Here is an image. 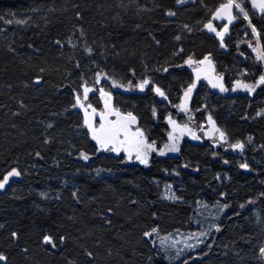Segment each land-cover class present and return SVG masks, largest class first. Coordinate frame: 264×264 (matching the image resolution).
I'll return each instance as SVG.
<instances>
[{
	"label": "trees",
	"instance_id": "16d2710c",
	"mask_svg": "<svg viewBox=\"0 0 264 264\" xmlns=\"http://www.w3.org/2000/svg\"><path fill=\"white\" fill-rule=\"evenodd\" d=\"M225 3L0 0V180L12 169L23 179L0 192V264H264V84L232 90L264 73L251 49L254 27L264 52V14L245 0L249 20L237 19L221 44L205 26ZM206 57L227 91L196 80L187 61ZM98 75L127 88L112 92L113 106L135 109L157 148L194 82L191 112L210 116L227 141L185 140L147 166L100 152L77 106L79 96L83 109H102L98 89L84 99ZM237 142L242 151L230 147ZM174 167L182 186L176 201H162L152 180ZM97 169L113 176L98 179ZM219 203L227 213L197 253L170 263L157 251L153 233L185 232L199 204Z\"/></svg>",
	"mask_w": 264,
	"mask_h": 264
},
{
	"label": "rangeland",
	"instance_id": "374dc122",
	"mask_svg": "<svg viewBox=\"0 0 264 264\" xmlns=\"http://www.w3.org/2000/svg\"><path fill=\"white\" fill-rule=\"evenodd\" d=\"M244 1L245 0H236V2L241 3V6L247 12L246 7L244 5ZM225 2L227 3L228 0H225ZM232 12H233V15L236 17L232 21V23L229 24L227 19H215L214 20L213 19L214 15H213L212 20L210 22L213 24L215 31H209L205 27V29L209 33L213 34L221 44L223 43L224 38H226L229 35V28L234 24V22L237 19H241V18L244 19L243 13L238 12L235 8H233ZM245 20H249V18L245 19ZM225 25H227V31H224ZM217 32L223 33L222 39H221V37L217 36V34H216ZM252 37H254V39H255V44L251 49H252L256 59L262 63L263 69H264V60L257 58L258 55L261 53V50H262L260 38L258 37L257 34H253V32H252ZM191 69L195 75L196 80H197V70H199L200 78H199V80H197L199 82L201 81V78L205 73L210 72V73L214 74L216 76V78L218 79L219 83L222 84L221 79L215 73L214 68H213V66L209 60H204V63L194 62L191 64ZM242 75L244 76L245 74H242ZM263 75H264V73H263ZM238 76H240V74H238ZM243 78L244 77L241 78L243 81L246 80L245 78L244 79ZM101 81L103 84H101L102 86L100 87ZM243 81L241 83L246 84V82H243ZM97 85H99L100 88H98ZM97 85L91 86L90 88H92L93 91L89 92L88 94L95 92L96 89L99 90L98 93H99V99L102 102V109L99 111H95V114H94L93 109L85 108V109H87L88 119L93 124L94 127H99V124L101 122L100 121V114L101 113L106 115V120L115 121L117 119L116 115H114V114L109 115L108 114L110 111L111 112L117 111L113 106L111 95H112V92L115 90L125 91L122 87H113L112 83L109 81V79L107 80V79H104L102 77H100V81ZM100 89H103L107 95L102 96ZM241 90L245 91L243 88H241ZM139 91H141V90L139 89ZM109 97H110V99H109ZM191 97H192V92L190 94V97L186 101L187 111H180L178 109V118L172 119L176 122L177 125H180L181 127H183L184 125H187L190 132L186 131L184 134H181L179 130H176L174 132L173 126L169 124V122H168L169 119H168L167 124H168V128H169V132H168L167 137H166L167 140L163 141V142L160 140L162 146H160L159 148H157L155 145L157 151H151L148 153V161H149V158L151 157V155H153V154H156L160 158L169 157V156H176L179 152L180 146L182 145L183 141H185V140H189L190 142H193V143H201L204 139H211V140L215 141L214 146H217L219 143L224 142V141L219 140V134L218 133H214L211 137H208L206 135L207 131L210 128H212V125L209 124L208 117L205 120L204 118L198 117L191 112V108H190ZM182 100H184V95L182 97ZM182 100H181V102H182ZM106 102L108 104V108H106ZM77 106L83 112L84 124H85V109H83L81 107V104H79ZM134 111H135V109H133L132 112L135 113ZM194 111H195V113L198 112L197 109H195ZM132 112L128 111L125 114L120 113V115L122 117L128 116V114H131L132 116H134L132 114ZM190 117H191V119H190ZM137 121L138 120L136 118L135 122L132 123V125H131V130L133 132H135V130L137 129ZM85 127H86V129H87V131L90 134V137L92 139V134L89 132L88 127L86 125H85ZM169 133H173L174 136L178 137V144H177L178 151L171 152V151L165 150L164 155H160L159 150L164 149V146L166 144L172 143V141L169 140ZM191 133L195 134V136H196L195 139H193ZM92 141L95 145H97L100 152L110 153V154H114V155L115 154L116 155H124L125 159L129 162V164L145 166L144 164H141L139 161H137L135 159V153H133L132 159L129 160L127 157V154L124 151H120V153L117 154L116 152H113L110 150H104L96 143L95 140L92 139ZM94 173L98 179L113 176L112 173H110L108 171L101 170V169H97ZM152 182L154 184L155 192H156V195L158 196V198L162 201H169L170 202V201H176L177 200V197L175 194V189L182 186L183 180H182V175L180 174L178 169H176L174 167L170 171L161 170L160 175L157 176L156 178H154L152 180ZM226 213H227V208L224 204L219 203V204H215L214 206L199 204L197 207V210L194 214V217L192 219V228L191 229H189L185 232H170V233L163 232V231H157V232L153 233V235H151L152 239H154L153 242L155 244L157 251H159V253L162 256H164L168 260V262H170V263H177L178 261L182 260L183 258H185L187 256L194 255L195 253H197L202 247H204L209 242L212 235L217 230L219 224L222 222L223 218L225 217Z\"/></svg>",
	"mask_w": 264,
	"mask_h": 264
},
{
	"label": "snow or ice",
	"instance_id": "6c2138e0",
	"mask_svg": "<svg viewBox=\"0 0 264 264\" xmlns=\"http://www.w3.org/2000/svg\"><path fill=\"white\" fill-rule=\"evenodd\" d=\"M178 2H183V0H178ZM252 6L253 8L259 9V11L264 14V0H252ZM233 8H235L238 12L243 13L244 19H248V13L245 11V9L241 6V3L236 2V0H228L227 3L221 4V6L216 10L213 19H227L228 23H232V21L236 18L233 15ZM168 15H174V13L169 12ZM17 23H22V21H17ZM251 26V25H250ZM209 31H215V28L213 27V24L210 22L205 26ZM224 31H227V25L224 26ZM253 34L256 33V29L252 28ZM217 36L223 38V33L217 32ZM258 35V34H257ZM179 39V37H177ZM223 46V45H222ZM90 51V49L88 50ZM258 59L264 60V52H261L258 57ZM207 60V57L205 58ZM187 63L192 64L193 61L191 58L187 61ZM200 63H204V61H200ZM166 70V69H165ZM199 70H197V80H199ZM207 78V77H206ZM107 79V77H105ZM100 77L97 76L96 83H99ZM39 83V81H37ZM150 81L148 79H143L140 83L136 85L141 91L145 89L147 85H149ZM209 83L212 84V87H219L221 92L227 91L223 84H217L213 83L211 80H209ZM264 84V75L260 76L259 81L256 82V85L251 84H243L241 82H237L236 87H234L232 90L236 91L237 88H243L249 92L254 91L255 87L258 85ZM113 87H122L123 85L117 83L116 81L112 82ZM129 87L131 86V81L129 82ZM196 87L195 82L192 83L187 90L184 93V100H182L181 104L178 105V109L180 111H187L186 108V101L190 97V94L192 90ZM127 90V88L125 89ZM93 91L92 88L85 86L84 87V99L88 98V93ZM155 91L158 95L164 97L167 99L166 96H164V93L159 89L156 88ZM101 95H107L103 89H100ZM110 99V97H109ZM81 104L80 97H77V105ZM90 107V105H89ZM106 108H108V104L106 102ZM93 113L95 114V109H93ZM109 115H116L117 119L115 121L106 120V115L101 113L100 114V124L99 127H94L93 124L88 119V113L87 109H85V125L88 127L89 132L92 134V139L96 141V143L104 150H110L113 152H116L117 154L120 153V151H124L127 154V157L129 160L132 159L133 153H135V159L139 161L141 164H144L147 166L148 164V153L151 151H157L154 143H147L144 139V133L140 129H136L135 132L131 130L132 123L135 122V117L131 114H128V116L122 117L119 113V111L115 112H109ZM155 114V113H154ZM191 119V117H190ZM209 124L212 125V132L219 134V140L220 141H227L226 134L221 131L219 128H217L212 121V118L209 116L208 118ZM169 124L173 126V131L179 130L181 134H184L186 131L190 132L187 125H184L181 127L180 125H177L174 120L169 118L168 120ZM193 139L196 138L194 133H191ZM207 135V133H206ZM169 140L172 141L170 144H166L164 146V149L159 150L160 155H164L165 150L176 152L178 151V137L174 136L173 133H169ZM110 146V147H109ZM230 147L233 150H243L244 145L240 142H237L235 144H231ZM82 157L87 160L88 157L85 156L83 153L81 154ZM245 169H247V165H242ZM20 173L16 169H12L10 172L7 173L3 177L2 180H0V189H4L5 185L9 183V180L11 177H17ZM167 198V197H166ZM153 232L156 231V229L152 230ZM219 231V229H217ZM152 233H145V236H150ZM13 237L16 236V233H12ZM63 239V238H62ZM44 243L46 244H52L53 241L50 237L45 236L44 237ZM260 254L264 256V247L260 248ZM6 257L4 255H0V261H5Z\"/></svg>",
	"mask_w": 264,
	"mask_h": 264
},
{
	"label": "water",
	"instance_id": "95a60500",
	"mask_svg": "<svg viewBox=\"0 0 264 264\" xmlns=\"http://www.w3.org/2000/svg\"><path fill=\"white\" fill-rule=\"evenodd\" d=\"M248 5L250 6V8L258 13V14H262L259 9L257 8H253L252 6V0H246ZM207 77V78H206ZM209 80H211L213 83H217V84H220L218 79L216 78V76L210 72L208 73H205L202 78H201V82L202 84H204L211 92H218L220 90L219 87H212V84L209 83ZM212 128H210L208 131H207V136L208 137H211L214 132H212L211 130ZM7 175V174H6ZM23 181L21 175L17 176V177H11L10 180H9V183L7 185H5L4 189H0V192H4L6 191L7 189H9L13 184H18V183H21Z\"/></svg>",
	"mask_w": 264,
	"mask_h": 264
},
{
	"label": "bare ground",
	"instance_id": "6f19581e",
	"mask_svg": "<svg viewBox=\"0 0 264 264\" xmlns=\"http://www.w3.org/2000/svg\"><path fill=\"white\" fill-rule=\"evenodd\" d=\"M182 88V87H181Z\"/></svg>",
	"mask_w": 264,
	"mask_h": 264
}]
</instances>
